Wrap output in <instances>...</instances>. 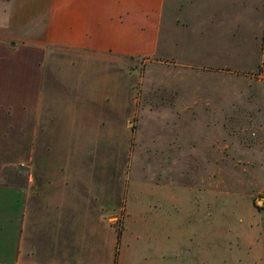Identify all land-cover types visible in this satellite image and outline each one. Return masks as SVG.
I'll list each match as a JSON object with an SVG mask.
<instances>
[{
    "label": "rangeland",
    "instance_id": "rangeland-1",
    "mask_svg": "<svg viewBox=\"0 0 264 264\" xmlns=\"http://www.w3.org/2000/svg\"><path fill=\"white\" fill-rule=\"evenodd\" d=\"M160 27L153 55L99 57L94 106L35 72L55 136L0 138V193L16 183L20 210L29 178L53 185L31 205L81 210L67 233L96 264H264V0H164Z\"/></svg>",
    "mask_w": 264,
    "mask_h": 264
},
{
    "label": "crops",
    "instance_id": "crops-1",
    "mask_svg": "<svg viewBox=\"0 0 264 264\" xmlns=\"http://www.w3.org/2000/svg\"><path fill=\"white\" fill-rule=\"evenodd\" d=\"M163 4L164 0H0V138H15L19 128L30 136H55L44 131L49 126L40 124L43 118H53L47 109L39 110L45 105L40 90L35 103V72L46 74L39 78L42 85L56 81L67 90L78 80L87 87L83 96L66 92L58 103L61 106L92 105L96 90L90 84L100 56L137 57L157 52ZM35 50H41L36 66ZM53 57L60 59L59 64H49ZM45 91L51 93L53 89ZM94 110L84 113L91 117L89 129L95 123ZM79 128V136L88 137L82 133L83 127ZM27 181L30 183L20 210L16 183L9 182L8 195L0 193V235L4 233L0 237V264H96L97 243L89 252L92 244L88 239L90 246L81 242L80 222L77 235L71 238L67 233L66 227L82 217L81 210L66 209L65 198L59 202L60 209H45L42 204L33 208L31 195L50 205L56 189L46 184L45 189L30 190L33 178ZM60 182L64 187L65 179L57 180L58 189ZM56 197L60 199V194Z\"/></svg>",
    "mask_w": 264,
    "mask_h": 264
}]
</instances>
